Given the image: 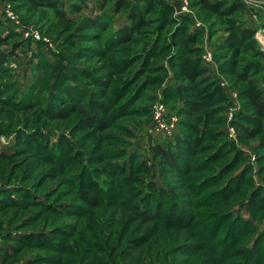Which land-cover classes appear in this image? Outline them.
<instances>
[{
  "label": "rangeland",
  "instance_id": "374dc122",
  "mask_svg": "<svg viewBox=\"0 0 264 264\" xmlns=\"http://www.w3.org/2000/svg\"><path fill=\"white\" fill-rule=\"evenodd\" d=\"M57 1L70 25L0 0V264H264V144L245 136L239 97L264 63V0H214L240 4L226 16L129 0L147 23L130 39L114 36L128 21L120 0ZM95 17L103 29L80 30ZM236 28L254 33L242 48L226 40ZM179 32L197 34L192 52L171 45ZM182 57L202 70L197 85Z\"/></svg>",
  "mask_w": 264,
  "mask_h": 264
},
{
  "label": "trees",
  "instance_id": "16d2710c",
  "mask_svg": "<svg viewBox=\"0 0 264 264\" xmlns=\"http://www.w3.org/2000/svg\"><path fill=\"white\" fill-rule=\"evenodd\" d=\"M27 1L31 5H34V6L50 7L52 10L56 12L58 17L64 21V23H67L68 25H70L67 19L63 17L61 12L57 9V7L59 6L57 0H27ZM141 1H145V0H141ZM198 1L206 10L215 11L217 14L223 15V16L230 15L241 8L238 2H235L234 5L226 8L223 6V4L220 1H217V2H215L214 0L213 1L212 0H198ZM133 2L130 3L129 0H120L118 1V3H116V11L117 12H127L128 21L123 26L116 28L114 32L115 37L121 34V35H125L127 39H130L132 35H134L135 33H139L145 29L147 23L145 21L143 11L138 8L135 11H131V7H132L131 4H133ZM146 2H147L148 7L151 9L153 5L152 1L146 0ZM91 29H103V24L99 17L86 19L83 26L80 28V30H91ZM253 36H254V33L252 29L236 28L235 30L230 32L226 40L232 47L242 48L249 41H251ZM196 39H197L196 33L185 34L183 32L182 33L179 32V33H176L174 36H172L171 45L176 46L179 49L192 52V50L188 48V45L190 43H194ZM4 43L5 42L0 39V45H3ZM175 65H177V67L180 68L181 74L182 76L185 77V79L192 82L193 85H197L195 81V76H196V73L202 72L200 68L198 69L197 66L190 67L187 60L184 59L183 57L180 59V62L176 63ZM258 80H259L258 84L250 83L246 87H244V89L241 90V92L239 93V97H240V100L242 101L243 108H245L246 111L248 112L250 119L248 117L247 118L251 124V127L244 126L245 136L249 139L260 136L264 144V63L261 65V71H260ZM70 83H71L70 86L74 85V82H70ZM179 90H184V89L180 88ZM186 90L188 91V89ZM51 93H52V90L47 96L48 102L51 99L50 97ZM213 93L215 94L216 90H214ZM23 100H25V98H23ZM70 108L76 109L79 112V114L85 117L86 118L84 119L85 122L89 120L93 121L96 118L95 115L97 114L98 109H99V107H94L90 113V110L86 109L84 105H80V104H70ZM68 111H69L68 108H64V110L60 112L51 113V117L55 119L57 117H60L61 115L66 116L68 115ZM184 142L185 141L182 138H180L179 142L175 140V144H173V141L169 142V144L176 145V147H173V151H172V154H174L173 156H176L178 154L176 149H178L179 145L183 144ZM156 151L158 152V155L161 156L166 163L168 164L171 163L172 165L177 166L176 162L173 163L172 162L173 160H170L168 158L167 152L161 146L157 145ZM131 154L132 152L129 154V156ZM4 155L8 156V154H4ZM4 155L1 154V157L4 158L5 157ZM230 178H232V176ZM222 187H224V185ZM158 188H159V192H165L164 191L165 189H163L161 185ZM81 198L90 207H95L97 205L95 201L92 199V197H89L86 192L81 193ZM145 198H146V195H145ZM239 216L240 215L238 214L233 215V222H231V225L229 226L227 236L225 237V240L223 243H226V241L230 239V236L233 234L235 227L239 224V222L241 223V219ZM261 237L262 235L260 233L255 234V236L252 239L251 246H249L246 249V252H245L246 255L251 254L252 247H255L257 245ZM241 263L246 264L247 263L246 258Z\"/></svg>",
  "mask_w": 264,
  "mask_h": 264
}]
</instances>
